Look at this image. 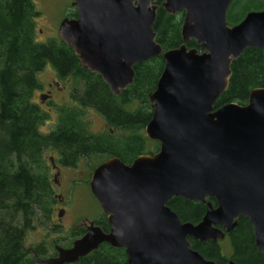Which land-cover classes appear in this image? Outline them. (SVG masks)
Here are the masks:
<instances>
[{"label":"water","instance_id":"1","mask_svg":"<svg viewBox=\"0 0 264 264\" xmlns=\"http://www.w3.org/2000/svg\"><path fill=\"white\" fill-rule=\"evenodd\" d=\"M231 1L163 0L168 14L183 12L182 42L166 50L155 39V0L71 1L76 17L59 22L58 38L112 94L132 83L136 63L162 58L144 126L158 148L130 163L110 156L96 165L89 186L109 230L91 221L71 247L56 246L55 256L32 250L35 262H75L107 243L127 251L126 264H215L188 238L217 243L239 217L248 219L264 254V87L252 88L244 104L214 107L232 60L246 48L264 50V9L229 26ZM190 39L199 47H188ZM177 196L204 204L198 222L181 221L167 205Z\"/></svg>","mask_w":264,"mask_h":264},{"label":"trees","instance_id":"2","mask_svg":"<svg viewBox=\"0 0 264 264\" xmlns=\"http://www.w3.org/2000/svg\"><path fill=\"white\" fill-rule=\"evenodd\" d=\"M161 2L155 0L158 7L153 29L156 41L166 50L182 42L183 12L168 14ZM38 14L33 0H0V264L33 262L23 246V237L33 222L47 217L53 199L49 168L42 155L45 149L56 148L68 162L97 153L130 163L137 155L158 148V142L149 140L143 130L152 112L147 95L162 71V58L156 56L136 63L132 83L116 96L97 73L80 66L72 49L59 38L44 43L35 41L34 18ZM186 45L199 47L192 39ZM47 62L59 77L80 79L83 88L72 94L78 105L58 109L56 123L42 133L39 126L48 115L31 101V95L38 86L36 72ZM230 69L228 86L214 102L215 108L229 102L244 104L252 88L264 87V50L246 48L232 60ZM79 106L97 110L109 128L91 133ZM167 205L181 221L192 223L198 222L205 211L204 204L180 196L170 198ZM100 224L104 230L108 227ZM230 239V257L237 264H264V254L255 248L247 218L237 219ZM188 240L193 249L215 264L226 261L211 242ZM33 249L38 256H46L43 246ZM119 252L120 249L103 243L82 256L80 264H121Z\"/></svg>","mask_w":264,"mask_h":264},{"label":"rangeland","instance_id":"3","mask_svg":"<svg viewBox=\"0 0 264 264\" xmlns=\"http://www.w3.org/2000/svg\"><path fill=\"white\" fill-rule=\"evenodd\" d=\"M33 2L35 8L39 11L38 16L34 18L35 41L44 43L51 38H58L56 27L62 18L70 15L74 11L71 6V0H33ZM262 9H264V0H232L227 10V23L229 26H232L238 23L247 12L260 11ZM38 72L36 73L37 81L42 84L50 77H53L52 75L55 73L49 62L40 69L39 73ZM68 77L70 76L64 77L60 81V86H63V89L56 96L61 99L67 96L66 89L68 88ZM71 78L70 83L72 91L74 90L75 94L80 93L83 88L81 80L75 77ZM34 100H36V97ZM54 100H56V98H54ZM64 100L69 99L65 97ZM64 105H78V103L75 102V104H73L65 102ZM50 106L51 105H48V107ZM79 107L82 108L85 119L89 122V130L91 133H100L109 128L108 124L104 127V119L97 110L88 106ZM44 109L47 111L46 106ZM45 111L43 112L46 114ZM46 121L47 119L39 126V131L42 133H47L49 131L48 129L53 127L51 124L46 123ZM111 132L113 133L114 131ZM150 146H152L151 143L149 147ZM42 155L48 168L50 167V156L57 157L55 151L49 148L45 149ZM106 158L107 156L105 155L101 156L95 153L84 157L83 160L78 162V165L80 168H83L85 163V167L90 168ZM49 173H51V175H49L51 181L54 171H49ZM70 175V172L59 173V183L54 184V187H52L54 190V192L52 191V195L53 193L62 194L64 203L54 206L53 199L50 200L47 217L40 218L37 222H33V227L25 232L23 237V246L25 248H34L36 246H43L45 248L46 246L48 250H43L45 252L44 255H46L54 244L64 247L77 237V234L73 233V225H83V222L87 224V221H97L102 216L100 207L90 193L88 184L83 181H68L67 177ZM63 205L66 210L62 212L60 208H63ZM219 245L225 257H228L230 253L228 242L226 240H219ZM30 255L28 256L31 257L32 255ZM30 264L41 263H37L33 260Z\"/></svg>","mask_w":264,"mask_h":264},{"label":"flooded vegetation","instance_id":"4","mask_svg":"<svg viewBox=\"0 0 264 264\" xmlns=\"http://www.w3.org/2000/svg\"><path fill=\"white\" fill-rule=\"evenodd\" d=\"M72 1V0H71ZM163 1V0H162ZM162 3V2H161ZM72 6V5H71ZM73 7V6H72ZM74 11L72 16L68 15L66 17H76V11H75V8L73 7ZM63 19V18H62ZM59 25V24H58ZM58 29V26L56 27V30ZM40 31V30H39ZM43 68V67H42ZM84 69V68H83ZM40 72V70H38ZM37 71V72H38ZM36 72V73H37ZM38 72V73H39ZM55 72V70H54ZM53 77H50L48 80H46L43 84L40 83L38 81V86L37 88H35L32 92V95H31V101L38 107L39 110L41 111H45L44 107L46 106L47 107V111L46 114L48 115V119L46 121V123H49L51 124L52 126L56 123L57 121V118H58V109H60L62 106H64V103L67 102V103H73L75 104L76 100H74L72 98V94L74 92V90L72 91V86H71V83H70V78L71 77H68L69 80L67 81L68 83V88L66 89V95L67 96H64L62 98L66 99L68 98L69 100H64V99H61L60 97H57L56 95L59 94L62 89H63V86H60V81L63 77H59L57 75V73L55 72L53 75ZM37 78V77H36ZM66 78V77H65ZM72 79V78H71ZM66 87V86H65ZM120 93V92H119ZM119 95V94H118ZM116 95V96H118ZM36 97V100H34V98ZM54 98H56V100H54ZM48 105H51L50 107H48ZM106 121L104 120V127L106 126ZM49 130V129H48ZM51 149L52 151H55V153L57 154V157H53L52 155L50 156L49 158V162H50V167H49V171H54V173H52V179H51V185L54 187V184H58L59 183V179H58V176H59V173H66V172H70L71 175L67 177V180L68 181H83L85 183L88 184V188L90 190V186H89V179H90V176H91V173L94 169V167L96 165H98L100 162H98V164H95L93 165L92 167L90 168H86V164L84 163V166L83 168H80V166L78 165V162H80L81 160L84 159V157L86 156H80L78 158L77 161H71L69 160L66 161L63 159V157H61V153L59 152V150H57L56 148H49ZM79 166V167H78ZM82 166V165H81ZM91 166V165H90ZM88 170V172H87ZM49 175H51V173H49ZM52 191L54 192V190L52 189ZM91 193V191H90ZM92 194V193H91ZM93 196V195H92ZM53 197V202H54V206L56 204H62L64 203V198L62 196V194H56V193H53L52 195ZM94 198V196H93ZM95 199V198H94ZM96 201V199H95ZM97 203V201H96ZM61 211H65V206L63 205V208H60ZM60 216V214H59ZM91 222V221H87L85 224V222H83L82 224L83 225H73V233L77 234V237H80L81 235H83L85 232H86V228H87V225L88 223ZM94 224H97L99 225L101 228V222L104 224L106 223L107 224V221H106V216L104 214H102V216L97 220V221H92ZM99 222V223H98ZM75 226V227H74ZM108 226V224H107ZM103 231L107 232L109 230V226L104 230L102 228ZM234 230V229H233ZM232 230V231H233ZM231 231V232H232ZM231 232L230 233H227L224 235V237L220 240H226L228 242V246H229V249H230V253H229V256L226 257V261L223 263L225 264L227 262L228 259H232L230 256L232 255V252H233V248L230 244L231 242ZM75 238V239H76ZM74 239V240H75ZM72 240L70 242V244L64 246L63 248H69L72 246V243L73 241ZM193 240V239H192ZM195 241V240H194ZM209 241V240H208ZM207 241V242H208ZM201 242H204V241H201ZM211 242L212 244L218 246L219 248V252L221 255H224L223 252H222V249L219 245V240L217 241V243H214L212 241H209ZM103 244V243H101ZM100 244V245H101ZM107 244V243H106ZM99 245V246H100ZM56 246H59V245H56L54 244L52 249L47 252L46 256L45 257H50V256H55L57 255V251H56ZM109 247L111 248H114V249H120V261H121V264H126V261H127V251L124 249V248H117V247H112L108 244ZM62 247V246H60ZM45 249L46 251L48 250V248L45 246ZM25 250H28V252H30V254L32 255V250H34L32 247L31 248H25ZM94 250L90 251L88 254H91ZM87 254V255H88ZM86 256V255H85ZM225 256V255H224ZM84 257V256H83ZM81 262V257H79V259L75 262H71V263H65V264H80Z\"/></svg>","mask_w":264,"mask_h":264}]
</instances>
